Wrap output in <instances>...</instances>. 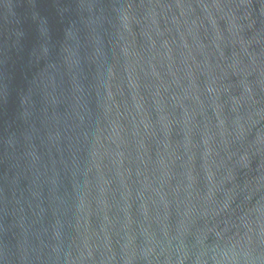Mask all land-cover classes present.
I'll return each instance as SVG.
<instances>
[{
    "label": "water",
    "instance_id": "1",
    "mask_svg": "<svg viewBox=\"0 0 264 264\" xmlns=\"http://www.w3.org/2000/svg\"><path fill=\"white\" fill-rule=\"evenodd\" d=\"M0 264H264V0H0Z\"/></svg>",
    "mask_w": 264,
    "mask_h": 264
}]
</instances>
